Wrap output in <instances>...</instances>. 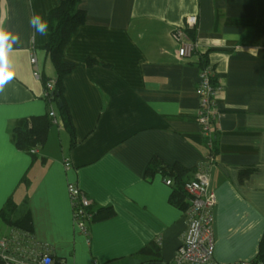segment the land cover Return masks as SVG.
Listing matches in <instances>:
<instances>
[{
	"label": "crops",
	"instance_id": "0c3cea01",
	"mask_svg": "<svg viewBox=\"0 0 264 264\" xmlns=\"http://www.w3.org/2000/svg\"><path fill=\"white\" fill-rule=\"evenodd\" d=\"M61 1L0 0L13 73L0 89V212L9 199L13 207L0 217L8 223L29 217L33 226L26 232L10 224V235L27 233L55 264H141L153 258L142 254L150 246L172 262L186 210L171 202L170 176L148 169L160 159L191 178L210 154L197 93L205 51L222 86L208 167L209 190L218 196L214 257L218 264L253 261L264 233V0H81L86 21L64 49L77 64L64 78L74 146L31 63L35 55L43 74L56 78L45 50L48 31L41 35L30 20L39 14L47 22ZM191 15L198 25L188 32L199 49L181 58L171 33ZM50 109L58 122L34 159L17 148L12 128ZM71 183L95 210H115L93 222L88 237L76 226Z\"/></svg>",
	"mask_w": 264,
	"mask_h": 264
},
{
	"label": "built area",
	"instance_id": "2783aa9c",
	"mask_svg": "<svg viewBox=\"0 0 264 264\" xmlns=\"http://www.w3.org/2000/svg\"><path fill=\"white\" fill-rule=\"evenodd\" d=\"M198 25V16H188L182 26L172 31L173 39L179 44L178 55L181 58L191 57L199 46L190 38L188 30ZM31 63L34 75L42 78V70L37 57L32 55ZM212 69L202 67L199 74L197 93L200 95L199 123L207 139L210 154L205 162L201 163L195 176L186 178L183 188L189 197V206L186 210L188 225L176 257L172 262L148 261L142 264H218L214 257L215 239L213 235V210L218 201L214 191L209 190V165L215 159L212 154L215 141L213 129L219 117L217 95L222 86L212 81ZM55 81L51 79L46 84L44 95L54 88ZM50 117L57 123V113L50 109ZM166 184L174 187V179L166 178ZM68 191L74 206V219L78 231L89 236L92 213V201L78 190L75 184L68 185ZM0 264H55L54 257L49 253H39L31 244L27 233H17L0 240ZM245 264V263H242Z\"/></svg>",
	"mask_w": 264,
	"mask_h": 264
},
{
	"label": "trees",
	"instance_id": "16d2710c",
	"mask_svg": "<svg viewBox=\"0 0 264 264\" xmlns=\"http://www.w3.org/2000/svg\"><path fill=\"white\" fill-rule=\"evenodd\" d=\"M80 2L81 0H62L58 6L50 11L46 22L48 31V42L45 45L46 55L52 62L57 76L54 79V88L48 91L45 100L49 106L52 104L57 105L61 120L70 132L72 146L76 143V134L71 122L70 111L65 100L64 78L76 68L77 64L65 58L64 49L78 28L86 21V12L80 8ZM199 54V61H201L202 67H208L205 60L206 52H199ZM42 79L46 89L47 82L53 78L46 77L42 72ZM212 81L216 84L214 75L212 76ZM52 124H54V120L50 117L49 111L43 116L22 118L18 120L12 128L13 141L18 149L31 154L33 158L36 159V150L45 145ZM216 150L215 140L212 151L213 155H215ZM148 172L152 174L155 172H162L165 176L172 177L175 185L171 194V202L180 209L187 210L189 206V197L183 188L186 179V171L183 170L180 165L176 164L171 166L163 163L160 159H155L149 167ZM12 201V199L8 200V205L5 210L13 207ZM5 210L0 212V216L4 215ZM90 211L92 213L90 220L91 224L95 221L108 219L115 215V210L112 207L95 210L92 206ZM10 224L26 232H32L33 229L29 217H24L15 222L12 221ZM142 254L153 256V258L143 261L144 263L148 261H161L159 258L160 252L154 247L150 246L144 248ZM245 264H264V233L259 244V252L256 258Z\"/></svg>",
	"mask_w": 264,
	"mask_h": 264
},
{
	"label": "clouds",
	"instance_id": "9594fccd",
	"mask_svg": "<svg viewBox=\"0 0 264 264\" xmlns=\"http://www.w3.org/2000/svg\"><path fill=\"white\" fill-rule=\"evenodd\" d=\"M30 25L41 35L47 34V24L42 21L39 14H34L32 16ZM9 35V33L0 30V89H2L3 85L13 76V73L9 71L8 65Z\"/></svg>",
	"mask_w": 264,
	"mask_h": 264
},
{
	"label": "rangeland",
	"instance_id": "374dc122",
	"mask_svg": "<svg viewBox=\"0 0 264 264\" xmlns=\"http://www.w3.org/2000/svg\"><path fill=\"white\" fill-rule=\"evenodd\" d=\"M2 218L3 217H0V240H2L3 238L9 236L11 234V232H12V227H11L10 223L5 222ZM124 263L125 262H123L122 260H119L115 264H124Z\"/></svg>",
	"mask_w": 264,
	"mask_h": 264
}]
</instances>
